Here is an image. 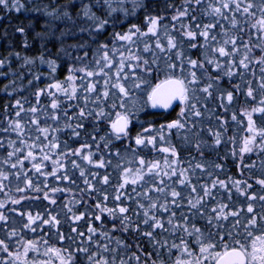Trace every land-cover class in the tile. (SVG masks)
Wrapping results in <instances>:
<instances>
[{"label":"snow or ice","instance_id":"obj_1","mask_svg":"<svg viewBox=\"0 0 264 264\" xmlns=\"http://www.w3.org/2000/svg\"><path fill=\"white\" fill-rule=\"evenodd\" d=\"M0 12V264H264V0Z\"/></svg>","mask_w":264,"mask_h":264},{"label":"trees","instance_id":"obj_2","mask_svg":"<svg viewBox=\"0 0 264 264\" xmlns=\"http://www.w3.org/2000/svg\"><path fill=\"white\" fill-rule=\"evenodd\" d=\"M177 2H179V0H177ZM0 16H3L4 18L3 19H0V48H3L5 46V44L7 43L8 40H11L12 43L14 44V46L17 48V49H20L21 47V39L22 37L20 36L19 33H15V27L20 24L21 22L23 23H27V20L25 19L24 15L21 14L19 16H17L16 14H11V15H8L4 12H0ZM36 27V30L39 31L40 30V23H37L35 25ZM5 31H7V37H5ZM13 34H14V37H13ZM32 36H33V33L31 31H29V34H28V38H29V41L32 43V51H35L36 49L39 48V41H33L32 40ZM70 43H72L73 41H69ZM49 47L51 48L52 52H55L56 51V48L52 46V44H49ZM62 78V77H61ZM4 83H7V81H4ZM19 83V82H18ZM24 85L27 86V81L25 80L24 81ZM43 86V85H41ZM3 85L0 84V88H2ZM29 93L26 91L23 93V95H28ZM7 102V100L4 98V96L2 94H0V116L3 115V112H2V108H3V105ZM229 167L232 168L231 166V162L229 161ZM235 168H232V172L235 173ZM3 198V194H0V199ZM41 208H42V205H41ZM63 230L67 231V227L66 225L64 226ZM39 231L37 233H28V236L29 237H34V238H39ZM50 244H58L57 242V239L56 237L53 235L50 239ZM31 256V254H30Z\"/></svg>","mask_w":264,"mask_h":264}]
</instances>
